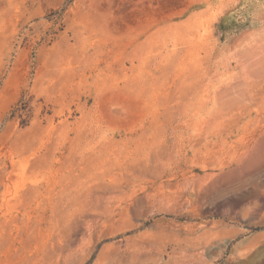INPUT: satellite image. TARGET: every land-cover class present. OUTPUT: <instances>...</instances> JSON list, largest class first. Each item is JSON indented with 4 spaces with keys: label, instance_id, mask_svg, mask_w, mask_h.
I'll list each match as a JSON object with an SVG mask.
<instances>
[{
    "label": "rangeland",
    "instance_id": "374dc122",
    "mask_svg": "<svg viewBox=\"0 0 264 264\" xmlns=\"http://www.w3.org/2000/svg\"><path fill=\"white\" fill-rule=\"evenodd\" d=\"M0 264H264V0H0Z\"/></svg>",
    "mask_w": 264,
    "mask_h": 264
}]
</instances>
